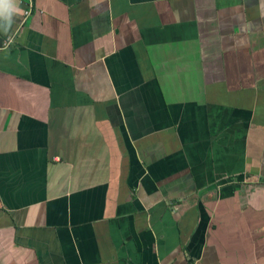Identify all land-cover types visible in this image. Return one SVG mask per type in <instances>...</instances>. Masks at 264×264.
Segmentation results:
<instances>
[{
    "label": "crops",
    "instance_id": "obj_1",
    "mask_svg": "<svg viewBox=\"0 0 264 264\" xmlns=\"http://www.w3.org/2000/svg\"><path fill=\"white\" fill-rule=\"evenodd\" d=\"M13 5L0 264H264V0Z\"/></svg>",
    "mask_w": 264,
    "mask_h": 264
},
{
    "label": "clouds",
    "instance_id": "obj_2",
    "mask_svg": "<svg viewBox=\"0 0 264 264\" xmlns=\"http://www.w3.org/2000/svg\"><path fill=\"white\" fill-rule=\"evenodd\" d=\"M14 11L13 0H0V21H6L11 26Z\"/></svg>",
    "mask_w": 264,
    "mask_h": 264
},
{
    "label": "built area",
    "instance_id": "obj_3",
    "mask_svg": "<svg viewBox=\"0 0 264 264\" xmlns=\"http://www.w3.org/2000/svg\"><path fill=\"white\" fill-rule=\"evenodd\" d=\"M11 42V40H7V42L4 44L5 46L9 45V43Z\"/></svg>",
    "mask_w": 264,
    "mask_h": 264
}]
</instances>
